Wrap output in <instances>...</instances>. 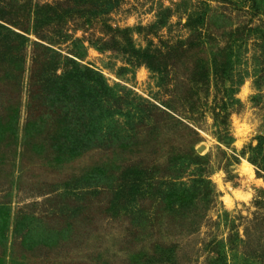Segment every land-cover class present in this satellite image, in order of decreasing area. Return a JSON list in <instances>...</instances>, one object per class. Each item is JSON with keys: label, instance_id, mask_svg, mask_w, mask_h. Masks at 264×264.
I'll use <instances>...</instances> for the list:
<instances>
[{"label": "rangeland", "instance_id": "374dc122", "mask_svg": "<svg viewBox=\"0 0 264 264\" xmlns=\"http://www.w3.org/2000/svg\"><path fill=\"white\" fill-rule=\"evenodd\" d=\"M0 16V264H264V0Z\"/></svg>", "mask_w": 264, "mask_h": 264}, {"label": "trees", "instance_id": "16d2710c", "mask_svg": "<svg viewBox=\"0 0 264 264\" xmlns=\"http://www.w3.org/2000/svg\"><path fill=\"white\" fill-rule=\"evenodd\" d=\"M1 18L2 17L0 16V20H2ZM76 73H80V72L77 71ZM53 75H54V79H50V81H51L50 82L51 84L49 85L50 87L48 89H46V90L44 89L41 92H38V94H35V93L31 94V92H33V89L35 87V83H34L35 81L33 79L29 80V92H30V94L28 95V99L30 100V107L32 106V108H34L35 105H37V102H39V101H41V102L43 101L44 102L45 100H49L51 102L56 97V96H54L55 94H53L54 93L53 92V88L56 87V85L58 87L57 91H56L58 97H62V99L64 98L63 104L67 103V104L71 105L75 101L79 102V100L74 98L76 95L70 96L69 92H70L71 89H70V87L66 86V82H63L62 86H60V82H58V80L67 81V79H69L71 81V79H76L77 82H78V78H81L82 75H79V74L72 75L70 73L68 75L66 73V75H64V76H58L57 74H53ZM83 76H84V79L87 80L88 77L85 76V75H83ZM41 89H43L42 86H41ZM57 100H58L59 103L61 102V100H59V98H57ZM58 102L55 101L54 104H57ZM40 107L42 108V105H40ZM66 109H69V107H66ZM41 110H45V109H41ZM45 111H50V110L48 109V110H45ZM45 111H41L42 114L45 115L46 114ZM155 111H156L157 114H160V115L164 114L162 111H160L158 109H156ZM53 112L54 111H51V113H53ZM39 116H41V115L39 114ZM67 116H69L68 113L59 112V116L57 117V120H58V125L57 126H59V128L66 129V127L72 126V124L67 119ZM156 123H158V121H156ZM128 146H130V145H124V147H128ZM170 186H171V190H170V193L167 196L168 199L171 200L173 198V199H176V200H180L181 197H182L181 193L184 192V191H182V192L181 191H177V188H175L172 185H170ZM184 193H186V192H184ZM179 202H181V200ZM182 204H184V203H182ZM182 204H180L179 207H181ZM232 243H233V241H232Z\"/></svg>", "mask_w": 264, "mask_h": 264}, {"label": "water", "instance_id": "95a60500", "mask_svg": "<svg viewBox=\"0 0 264 264\" xmlns=\"http://www.w3.org/2000/svg\"><path fill=\"white\" fill-rule=\"evenodd\" d=\"M203 150H204V147H200V148L198 149L199 152H202Z\"/></svg>", "mask_w": 264, "mask_h": 264}]
</instances>
